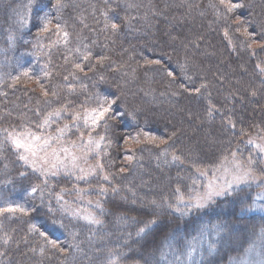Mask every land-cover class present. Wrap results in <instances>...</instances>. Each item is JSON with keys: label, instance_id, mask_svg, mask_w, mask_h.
<instances>
[{"label": "trees", "instance_id": "obj_1", "mask_svg": "<svg viewBox=\"0 0 264 264\" xmlns=\"http://www.w3.org/2000/svg\"><path fill=\"white\" fill-rule=\"evenodd\" d=\"M55 3L0 0V207L27 209L0 216V264H164L165 251L204 218L220 233L197 264H230L263 242L264 214L249 210L264 188V162L255 160L264 138V0H231L240 5L231 11L220 0H91L78 14L70 0ZM105 99L123 115L69 136L104 138L87 162L92 177L42 176L5 138L39 133L58 110V125L70 124ZM250 157L256 186L193 213L176 210L180 199L194 201L200 173Z\"/></svg>", "mask_w": 264, "mask_h": 264}, {"label": "rangeland", "instance_id": "obj_2", "mask_svg": "<svg viewBox=\"0 0 264 264\" xmlns=\"http://www.w3.org/2000/svg\"><path fill=\"white\" fill-rule=\"evenodd\" d=\"M70 1L71 3L69 4L68 7H71L72 10L76 9L77 14L80 13L82 10L87 9V6L91 4V0H87L83 8L82 7L83 5L82 6L78 5L79 1L77 0H70ZM24 4L26 5V0H24ZM225 4L228 6V0H226ZM19 7H22V5ZM20 9L22 8H19V10ZM90 112L91 109L81 110L78 113L80 119L77 120L74 118L72 123L64 124L62 126L58 125V123L62 119L61 115L51 116L48 124L41 127V131H39V133H36L37 135L42 136L44 138H51L50 141L51 146L47 149L48 158H49L48 163H44L42 160H37L35 169L31 166V164H28V166H30L35 172L39 173L42 176H53L60 172L72 176L92 177L93 174L96 173V171L94 169V165L92 164L90 165L87 162H89L91 153H97L100 151V149L102 148L101 142L99 148H96L95 145H88L87 143L89 140L88 138L86 140H83L82 137L81 139H77V140H72V141L69 140L70 132L72 133L73 128L76 130L85 127L84 118ZM75 116L76 113L74 114V117ZM101 121H99L98 123H100ZM65 125H68V127L65 128ZM89 126H93L91 124L90 119L88 121V127ZM58 129H64V131L61 133L58 131ZM261 140L262 141L257 146L264 147V138H262ZM62 148H68L70 153L78 158L76 160L75 167H73L72 165L71 156L70 155L66 156V154L63 151H61ZM53 150H55L59 154V161H57L55 157L51 156ZM255 153H256L255 160H258L256 159L258 157L264 162V153H261L259 151V148L256 147ZM40 155L43 156L44 153H41ZM61 163L63 166H61ZM52 164H56L57 167L53 168ZM234 164L235 162L233 161L232 162L227 161L221 164L217 169L208 170V171L206 170L207 172H202V173L199 172L200 176H202L199 179V181L203 185L195 186L194 194L192 195L194 196L193 197L194 201L192 203H190L186 199H180V201H178L177 207H179L180 211L187 214V213H193L194 211L197 210L206 209L210 205L214 204V202L217 199L221 198L222 195L214 196L213 200L207 202L206 206L203 208L197 209L190 207V205L196 202L197 197L203 196L209 190L210 184L216 190H220L224 188L226 181H230L232 179V174L235 171ZM242 165L244 168L252 167L251 165H249V163L247 165L244 164ZM39 169L44 170L43 174ZM81 169H83V171H81ZM225 169H227L228 171L226 172ZM257 181H249L248 183L233 185V188L229 190L228 193L236 192L241 188H244L249 185L256 186L255 183L257 184ZM258 194H264V188H261L260 192L257 193L255 192L254 206L252 209L249 210V212L264 214V200L256 199ZM181 200L183 201V203H181ZM185 205H189V207H185ZM87 215L88 213L85 214V216ZM212 223L215 222H211L209 219L204 218L201 222L197 224V227L193 229L192 236L189 239L188 238L185 239L186 241L182 246L173 247L174 245H172L173 248L171 247L167 249L163 256L164 264H197L201 262L205 254L211 248L214 247L216 240L219 237L220 227L217 226L216 224L213 225ZM190 246L195 248V252L193 253L191 260H189L187 256V253L190 250ZM262 259H264V241L255 244L244 257H242L241 259H235L230 264H260V261Z\"/></svg>", "mask_w": 264, "mask_h": 264}, {"label": "snow or ice", "instance_id": "obj_3", "mask_svg": "<svg viewBox=\"0 0 264 264\" xmlns=\"http://www.w3.org/2000/svg\"><path fill=\"white\" fill-rule=\"evenodd\" d=\"M226 0H220L221 4H225ZM63 0H56V3L54 5V7L57 8V10L61 9L63 7ZM236 7H240V5L238 4H233L231 3V0H228V10L231 11L232 9L236 8ZM48 23H50V21L44 23L43 25V30L44 31H48ZM112 28L115 29L116 25L112 24ZM57 29H59V25H57ZM64 38H65V42H67V37H68V33L64 32L63 33ZM85 59H87V57H85ZM152 63H160L159 60L157 61H152ZM76 68L80 69L81 71L83 70L81 68L80 64H76L75 65ZM24 75H27V72L24 73ZM169 76H172L173 73L172 72H168ZM18 79V77L16 78ZM196 91H199V89H197ZM45 95H47V93H45ZM117 104V100L113 99L111 101H108L107 99H105L97 108H94L91 110L90 113H88V115L84 118L85 121V127H88V121L89 119L91 120V124L92 125H97L99 121L101 120H105L106 117L107 118H115L118 116L123 115L122 113L114 110L113 105ZM59 116L60 112L59 110L56 111L55 113H50L48 117H46L43 121V124L41 125V127L45 126L48 124L49 119L51 118V116ZM75 119H80L79 114H76V116L74 117ZM68 125H65V128H67ZM59 132H63L64 129H58ZM145 137H148V134L145 133L144 134ZM6 140L13 146V148L17 151V153L19 154V159L24 161V163L26 165L31 164V166L35 169L37 160H42L44 163H48V153H47V149L51 146L50 145V141L51 138H44L42 136L37 135L36 133L30 131V130H25L23 132H6ZM58 139V138H57ZM104 138L101 137L100 141H102ZM151 139H155L154 137ZM100 141H96L94 139H92L91 136H89V140H88V145H95L96 148H99L100 146ZM249 143H251V141H249ZM257 148H259V151L261 153H264V147H260L257 146ZM61 151H63L66 156L70 155L71 156V161H72V165L73 167L76 166V160L78 159L75 155H72L69 151L68 148H62ZM44 153L43 156H41L40 154ZM51 156L55 157L57 161H59V154L53 150V152L51 153ZM233 156H235V154H233ZM31 158V159H30ZM128 159H132L131 156L128 157ZM173 159H178V157L173 156ZM249 165H252L253 161L251 159V157L249 158L248 161ZM61 166L62 163H61ZM52 167L55 168L57 167L56 164H52ZM234 168L235 171L232 174V179L230 181H226L224 188L220 189V190H216L211 184L209 185V190L203 195V196H199L196 198V202L192 205H190V207L193 208H203L206 206L207 202H210L213 200L214 196H221V195H225L228 193L229 190H231L233 188V185H239L241 183H248L249 181H257V177L252 175V168L248 167V168H244L242 164H240L239 162H235L234 164ZM42 174H43V169H39ZM81 171H83V169H81ZM121 171H123V169H121ZM225 171L227 172L228 170L225 169ZM83 177H78V179H82ZM105 180L108 179L107 176L104 177ZM264 183V182H261ZM38 191L37 187H33L31 189V192L34 194ZM179 191V190H177ZM256 199L258 200H264V194H258ZM181 203H183V201L181 200ZM99 206V205H97ZM185 207H189V205H185ZM178 212L180 211L179 207H177L176 209ZM17 212L19 213H26L27 209H25L23 206L19 205V204H7L4 207H0V216H3L4 214L8 213V214H16ZM183 214V213H181ZM86 221H88L90 224H100L101 222L97 219H95L93 216H91L90 214L87 216L83 217ZM152 223H155V221H153ZM148 225H146L147 227ZM33 231H39L36 226H33ZM141 232L144 231V229L142 228L140 230ZM39 234L42 237H45L46 242L50 245H52L53 247H56V241L55 240H49L47 239L46 235L44 232H39ZM5 243H7V240H5ZM169 247H171V245H169ZM62 251V249H61ZM195 252V248L190 246V250L187 253L188 259L191 260L193 253ZM109 264H115L114 260H110ZM260 264H264V259H262L260 261Z\"/></svg>", "mask_w": 264, "mask_h": 264}]
</instances>
